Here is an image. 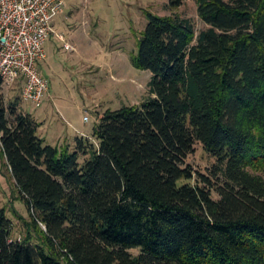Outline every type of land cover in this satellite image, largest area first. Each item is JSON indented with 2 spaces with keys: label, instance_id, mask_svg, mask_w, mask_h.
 I'll return each instance as SVG.
<instances>
[{
  "label": "trees",
  "instance_id": "obj_1",
  "mask_svg": "<svg viewBox=\"0 0 264 264\" xmlns=\"http://www.w3.org/2000/svg\"><path fill=\"white\" fill-rule=\"evenodd\" d=\"M196 1L199 35L190 18L149 15L133 57L153 74L149 100L101 114L73 152L0 89L31 215L14 239L0 210V264H264V0ZM197 143L217 160L210 176L186 165Z\"/></svg>",
  "mask_w": 264,
  "mask_h": 264
},
{
  "label": "rangeland",
  "instance_id": "obj_2",
  "mask_svg": "<svg viewBox=\"0 0 264 264\" xmlns=\"http://www.w3.org/2000/svg\"><path fill=\"white\" fill-rule=\"evenodd\" d=\"M64 13L57 17V30L72 50L51 36L46 44L47 60L40 70L50 84V96L38 106L22 97L23 82L5 85L1 92L7 107L19 101V110L41 123L39 136L46 145L73 152L82 131L93 136L101 114L125 106L141 107L151 96L153 74L133 63L149 24V15H177L193 20L196 33L208 28L199 15L196 0L172 9L170 0H64ZM65 48V47H64ZM216 158L201 143L186 159L197 171L212 175ZM216 181V180H215ZM15 221L14 239L27 233L31 215L23 200L0 143V210ZM24 218V219H22ZM44 228V225H41ZM134 254L139 249H133Z\"/></svg>",
  "mask_w": 264,
  "mask_h": 264
},
{
  "label": "built area",
  "instance_id": "obj_3",
  "mask_svg": "<svg viewBox=\"0 0 264 264\" xmlns=\"http://www.w3.org/2000/svg\"><path fill=\"white\" fill-rule=\"evenodd\" d=\"M65 7L64 0H0V89L20 80L23 99L43 104L50 84L39 65L47 59L46 43L51 35L65 41L54 28ZM65 48L74 49L67 42Z\"/></svg>",
  "mask_w": 264,
  "mask_h": 264
},
{
  "label": "crops",
  "instance_id": "obj_4",
  "mask_svg": "<svg viewBox=\"0 0 264 264\" xmlns=\"http://www.w3.org/2000/svg\"><path fill=\"white\" fill-rule=\"evenodd\" d=\"M62 13H64V11H63ZM62 13H61V14H62ZM61 14H60V15H61ZM57 22H58V21H57V18H56V19H55V22H54V28H55V31H56L57 34H59V35L61 34V35L64 36L63 33L59 32V31L57 30V25H58ZM51 36H55V37L57 38L58 42H61V43H62L61 51L64 50V49H66V48H64V47H65V43L67 42L65 36H64L65 41H63L61 38H59V36L56 35V34H53V35H51ZM50 38H51V37H50ZM49 40H50V39H49ZM49 40H48V41H49ZM68 42H69V41H68ZM68 42H67V43H68ZM69 43H70V42H69ZM46 44H47V43H46ZM66 50H67V49H66ZM68 51H69V50H68ZM47 58H48V56H47ZM46 60H47V59H46ZM46 60H44V61H42V62H45ZM42 62H41V63H42ZM40 65H41V64H40ZM40 65H39V69H40ZM40 71H41V70H40ZM41 73H42V72H41ZM42 75H43V74H42ZM43 76H44V75H43ZM44 77H45V76H44ZM50 89H51V88H50ZM48 96H50V92H49ZM43 103H44V102H43ZM81 133H82V135H84V137H90V135H88V133H86V132H84V131H82ZM1 145H2V144H1Z\"/></svg>",
  "mask_w": 264,
  "mask_h": 264
}]
</instances>
